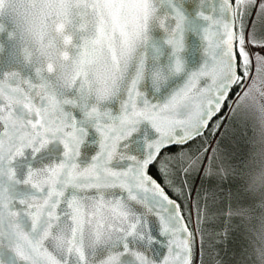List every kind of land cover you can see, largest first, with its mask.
Returning <instances> with one entry per match:
<instances>
[{
	"label": "snow or ice",
	"instance_id": "obj_1",
	"mask_svg": "<svg viewBox=\"0 0 264 264\" xmlns=\"http://www.w3.org/2000/svg\"><path fill=\"white\" fill-rule=\"evenodd\" d=\"M0 264H264V0H0Z\"/></svg>",
	"mask_w": 264,
	"mask_h": 264
}]
</instances>
